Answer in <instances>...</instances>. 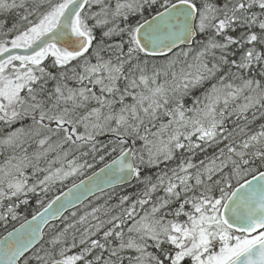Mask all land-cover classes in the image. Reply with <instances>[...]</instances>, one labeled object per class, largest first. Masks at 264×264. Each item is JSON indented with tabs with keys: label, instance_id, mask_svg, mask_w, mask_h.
<instances>
[{
	"label": "snow or ice",
	"instance_id": "snow-or-ice-1",
	"mask_svg": "<svg viewBox=\"0 0 264 264\" xmlns=\"http://www.w3.org/2000/svg\"><path fill=\"white\" fill-rule=\"evenodd\" d=\"M21 218L0 264H264V0H0Z\"/></svg>",
	"mask_w": 264,
	"mask_h": 264
},
{
	"label": "trees",
	"instance_id": "trees-1",
	"mask_svg": "<svg viewBox=\"0 0 264 264\" xmlns=\"http://www.w3.org/2000/svg\"><path fill=\"white\" fill-rule=\"evenodd\" d=\"M259 123V121L257 122ZM108 162V159H106L104 162H99L97 161V164H96V168L90 170L87 174L91 173V171H94L96 170L98 167L102 166L103 163H106ZM70 184V182H67L65 185L63 186H59L57 188H54L53 191L51 193L48 194V199H51L53 196H56L59 192H61L66 186H68ZM118 190H121L125 193L127 192H130L132 191V189H129V188H126L124 186H121V187H118ZM31 195V194H30ZM46 202V201H45ZM87 203V201L85 202ZM41 210L40 208V205L36 204L35 203V197L32 196L30 199H29V204L27 206V208H25L24 206H21L18 211L20 212L21 214V217H26V218H29L31 217L33 214H35L37 211ZM23 221V219H19L17 221H10L7 225V227H3V226H0V236L5 233L6 231L10 230L11 228H13L14 226H16L19 222ZM0 225H2V222H0Z\"/></svg>",
	"mask_w": 264,
	"mask_h": 264
},
{
	"label": "water",
	"instance_id": "water-1",
	"mask_svg": "<svg viewBox=\"0 0 264 264\" xmlns=\"http://www.w3.org/2000/svg\"><path fill=\"white\" fill-rule=\"evenodd\" d=\"M101 167H103V166H101ZM100 167V168H101ZM98 170V169H97ZM89 175H91V174H89ZM70 187V186H69ZM68 188V187H67ZM67 188L64 190V191H66L67 190ZM42 211V210H41ZM28 220L29 221H31V217L30 218H28ZM22 223H24V221L23 222H21L20 224H22ZM20 224H18L17 226H15L14 228H19L20 227ZM13 229V228H12ZM12 229L11 230H9V231H12ZM8 232V231H7ZM7 232L5 233V234H3L1 237H0V240H2L3 239V237L4 236H6V234H7Z\"/></svg>",
	"mask_w": 264,
	"mask_h": 264
}]
</instances>
